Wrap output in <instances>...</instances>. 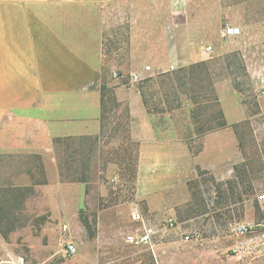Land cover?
I'll return each mask as SVG.
<instances>
[{"label":"rangeland","instance_id":"obj_1","mask_svg":"<svg viewBox=\"0 0 264 264\" xmlns=\"http://www.w3.org/2000/svg\"><path fill=\"white\" fill-rule=\"evenodd\" d=\"M217 2L227 21L243 27L242 39L207 55L206 70L196 71L201 93L195 100L199 103L194 104L186 90L189 64L182 68L174 64L175 71L151 74L135 86L144 95L157 139L188 141L190 122L202 129L201 134L217 125L212 86L220 80L230 81L251 115L250 124L238 128L242 154L235 163H241L244 156L252 170L253 194L242 196L244 208L239 191L217 194V184L231 179L233 170L225 178L201 172L194 180L166 191L158 208L136 200L139 144L129 137L131 124L125 107L116 103L109 90L102 135L93 146L89 142L72 145L76 165L86 167L87 182H62L52 148L49 154L0 155V255L4 264H264V0ZM113 32L106 38L105 51L117 47L124 54L125 26L117 40ZM180 79L186 88L180 87ZM197 148L198 143L193 146ZM62 156L67 158L59 153ZM134 207L142 213L143 223L131 222ZM243 222L259 225L241 237L232 229ZM62 224L70 229L66 238L76 244L74 257L64 254ZM144 227L152 230L151 242L126 246L125 235Z\"/></svg>","mask_w":264,"mask_h":264},{"label":"crops","instance_id":"obj_2","mask_svg":"<svg viewBox=\"0 0 264 264\" xmlns=\"http://www.w3.org/2000/svg\"><path fill=\"white\" fill-rule=\"evenodd\" d=\"M225 23L238 34L222 41ZM122 26L124 54L106 52V38L114 31L117 40ZM241 31L217 0H0V155L49 154L55 138L99 136L105 86L125 107L129 137L139 144L136 200L158 208L166 191L198 171L228 177L240 158L233 126L249 118L229 80L215 82L211 94L216 123L226 127L200 134L190 122V140L162 141L137 84L114 81L110 71L201 63L206 45L217 53L242 39Z\"/></svg>","mask_w":264,"mask_h":264},{"label":"trees","instance_id":"obj_3","mask_svg":"<svg viewBox=\"0 0 264 264\" xmlns=\"http://www.w3.org/2000/svg\"><path fill=\"white\" fill-rule=\"evenodd\" d=\"M197 70H200V72H204L206 70V63L205 62H201V63H197V64H193L191 66L188 67V72H187V85H188V93L191 95V97L193 99L192 102H194V104H197L199 102H197L196 96L197 94L201 91H197V85L199 83L198 78H197ZM179 81V80H178ZM179 85H181V88H186V84H182V79H180V83ZM110 89L106 88L105 86L102 87V109H103V113L105 112V108H106V100H108L107 98V92H109ZM212 94V91H211ZM102 113V114H103ZM103 116L102 115V120H103ZM248 120H244V122L240 123V124H236L233 126L234 129V133L236 135L237 141H238V148L240 151V155L242 154V144L239 141V133H238V128L241 125H249L250 122V117L251 115H248ZM212 123V122H211ZM226 127L225 122H221L219 120V122L217 123V125L208 128L206 131H204L203 133L207 132V131H212L216 128H224ZM202 131V129H199V132ZM103 133V123H102V131L101 134L97 137H80V138H55L52 140V150L55 154V157H58V159L56 160L57 162V170L59 173V177L60 180L62 182H68V183H78V182H87V177L85 174H83V172L85 171L86 167H81L79 169L78 165H76V161L74 159V155H76V151H74L72 145H74L75 143H78L79 145H81L83 142H89L91 146H93L92 144L94 142H97V139L102 135ZM201 134V132H200ZM82 147V146H81ZM59 153H63V155H66L67 158H63V156L61 158H59ZM250 164L249 161H247L245 159V157L243 156V160L241 163L239 164H235L232 166V170H233V176L231 179L226 180L224 182H220L218 183V187H217V194L220 195H225L227 193L230 194H234V192L239 191V193L237 194L238 199H239V203L241 205V209L244 208V202L245 199L242 198V196H247V195H252L253 194V188H252V183H253V179H252V170H250ZM136 173V170H135ZM201 171H198L197 176H200ZM136 175V174H135ZM214 181V180H213ZM223 186H226V188H224V190H221ZM13 187V186H12ZM248 199V198H247ZM84 227L86 228V230L88 232H90V236L92 237V232H91V227L88 224V222L84 223Z\"/></svg>","mask_w":264,"mask_h":264},{"label":"built area","instance_id":"obj_4","mask_svg":"<svg viewBox=\"0 0 264 264\" xmlns=\"http://www.w3.org/2000/svg\"><path fill=\"white\" fill-rule=\"evenodd\" d=\"M237 34H238V30L226 23L223 24L219 30V37L221 40H227L231 37L236 36ZM203 52L209 55L213 52V47L211 45H207L204 47ZM175 69H176L175 66L172 64L167 66L165 70L162 68V66H156V67L145 66L142 71L130 73L126 76L122 75V73L118 69H113L110 71V78L114 81H117L124 77H127L128 82L131 83L132 85V84H139L145 78L151 77L153 74H161V73H167V72L171 73L175 71ZM262 95H264V92L262 93ZM130 219L132 223H136V224L143 223L144 221L143 215L140 212L138 207H134L131 210ZM168 222L172 226L173 220L170 219ZM258 225L259 224L255 225L252 222H243V223H240L234 226L232 230L239 236L246 237ZM59 229H60L61 235L65 236L64 239L61 240L63 249H64V254L67 257H74L77 254L76 244L71 238L69 239L66 238L67 234H69L70 232L69 226L67 224H62ZM151 233H152V230L146 227L137 229L134 232H131L125 235L124 243L126 246H129V247H140V246L147 245L151 242ZM189 238L190 236L185 237L186 240H189ZM4 262L5 261L3 257L0 255V264H4Z\"/></svg>","mask_w":264,"mask_h":264}]
</instances>
